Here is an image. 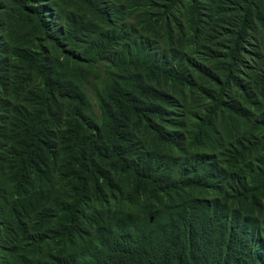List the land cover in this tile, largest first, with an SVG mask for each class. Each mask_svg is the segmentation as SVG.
<instances>
[{"label":"trees","instance_id":"1","mask_svg":"<svg viewBox=\"0 0 264 264\" xmlns=\"http://www.w3.org/2000/svg\"><path fill=\"white\" fill-rule=\"evenodd\" d=\"M0 264H264V0H0Z\"/></svg>","mask_w":264,"mask_h":264},{"label":"rangeland","instance_id":"2","mask_svg":"<svg viewBox=\"0 0 264 264\" xmlns=\"http://www.w3.org/2000/svg\"><path fill=\"white\" fill-rule=\"evenodd\" d=\"M95 112H97V113H98V110H97V108H95Z\"/></svg>","mask_w":264,"mask_h":264}]
</instances>
